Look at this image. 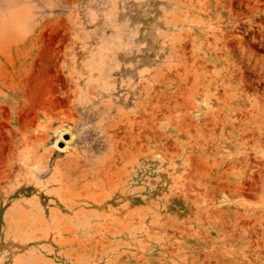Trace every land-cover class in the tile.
Returning a JSON list of instances; mask_svg holds the SVG:
<instances>
[{"label": "rangeland", "instance_id": "374dc122", "mask_svg": "<svg viewBox=\"0 0 264 264\" xmlns=\"http://www.w3.org/2000/svg\"><path fill=\"white\" fill-rule=\"evenodd\" d=\"M255 2L0 0V264H264Z\"/></svg>", "mask_w": 264, "mask_h": 264}, {"label": "bare ground", "instance_id": "6f19581e", "mask_svg": "<svg viewBox=\"0 0 264 264\" xmlns=\"http://www.w3.org/2000/svg\"><path fill=\"white\" fill-rule=\"evenodd\" d=\"M256 0H254V2H255ZM257 1H259V0H257ZM256 4H257V2H255ZM258 4H259V2H258ZM258 6V5H257ZM252 7H254V6H252ZM255 9H253V11H255V10H257L258 9V11H259V9H261V8H257V7H254ZM257 8V9H256ZM252 13V12H251ZM194 103V102H193ZM195 109V108H194ZM62 130L61 131H58V132H56V135H55V141H54V145L57 147H59V145H58V143H59V141L62 139V137H63V135H62ZM66 134V133H65ZM60 142H62V141H60ZM63 147V146H62ZM62 147H60V148H62Z\"/></svg>", "mask_w": 264, "mask_h": 264}, {"label": "water", "instance_id": "95a60500", "mask_svg": "<svg viewBox=\"0 0 264 264\" xmlns=\"http://www.w3.org/2000/svg\"><path fill=\"white\" fill-rule=\"evenodd\" d=\"M63 138L67 140V139H69V135L68 134H64ZM58 145H59V147H62L63 146V142H59Z\"/></svg>", "mask_w": 264, "mask_h": 264}]
</instances>
